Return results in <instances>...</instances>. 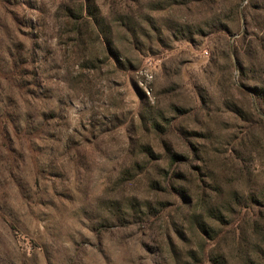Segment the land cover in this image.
Returning a JSON list of instances; mask_svg holds the SVG:
<instances>
[{
  "label": "rangeland",
  "instance_id": "rangeland-1",
  "mask_svg": "<svg viewBox=\"0 0 264 264\" xmlns=\"http://www.w3.org/2000/svg\"><path fill=\"white\" fill-rule=\"evenodd\" d=\"M257 105L264 0H0V264H264Z\"/></svg>",
  "mask_w": 264,
  "mask_h": 264
},
{
  "label": "trees",
  "instance_id": "trees-1",
  "mask_svg": "<svg viewBox=\"0 0 264 264\" xmlns=\"http://www.w3.org/2000/svg\"><path fill=\"white\" fill-rule=\"evenodd\" d=\"M236 61H237V63L240 64V62H239L240 60L238 58H236ZM252 93H253V96H255L256 99H258V97H260L262 95V92H260V94H258V91H256V90H252ZM256 107H257L258 114L264 117V114H263L262 110L260 109V107L258 105Z\"/></svg>",
  "mask_w": 264,
  "mask_h": 264
}]
</instances>
